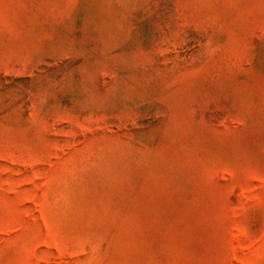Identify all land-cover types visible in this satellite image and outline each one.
<instances>
[{
  "label": "rangeland",
  "instance_id": "rangeland-1",
  "mask_svg": "<svg viewBox=\"0 0 264 264\" xmlns=\"http://www.w3.org/2000/svg\"><path fill=\"white\" fill-rule=\"evenodd\" d=\"M0 264H264V0H0Z\"/></svg>",
  "mask_w": 264,
  "mask_h": 264
}]
</instances>
